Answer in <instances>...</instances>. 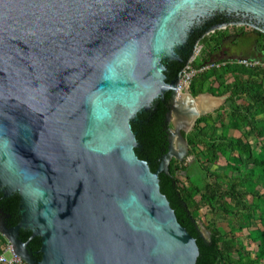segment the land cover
I'll return each instance as SVG.
<instances>
[{"label":"water","instance_id":"95a60500","mask_svg":"<svg viewBox=\"0 0 264 264\" xmlns=\"http://www.w3.org/2000/svg\"><path fill=\"white\" fill-rule=\"evenodd\" d=\"M216 12L242 20L196 44L228 25L264 33V0H0V189L20 195L19 223L0 208V232L27 262L197 263V239L160 184L183 157L170 137L153 171L132 123L170 91L169 121L181 101L165 61L183 63L192 32ZM192 109L187 132L215 107ZM23 228L41 238L40 260Z\"/></svg>","mask_w":264,"mask_h":264},{"label":"trees","instance_id":"16d2710c","mask_svg":"<svg viewBox=\"0 0 264 264\" xmlns=\"http://www.w3.org/2000/svg\"><path fill=\"white\" fill-rule=\"evenodd\" d=\"M240 30L248 34L244 27ZM229 31L217 30L200 41L203 48L197 66L215 60L213 53ZM250 42L256 44V52L262 53L264 61V33H255ZM185 62L165 61L169 80L179 78ZM234 73L247 78L228 82L227 76ZM212 80L218 84L216 89ZM190 92L194 97L206 92L230 96L219 108L200 116L191 131L184 132L193 162L172 158L169 170L160 173L161 190L180 223L197 239L200 255L196 264H264V119H259L264 114V67H247L229 60L221 68L199 73ZM170 98L169 91L166 101L156 99L151 109L140 113L132 123L139 142L136 152L149 161L153 171L158 170L170 148ZM232 131H240L241 136ZM19 205L18 192L3 197L0 191V208L9 226L20 221ZM205 207L213 214L206 224L211 232L208 239L202 236L198 224ZM31 235L30 229L20 231L25 242ZM246 239L256 244L254 250ZM6 244L0 233V254ZM41 246L40 237L30 240L29 248L38 260L42 258Z\"/></svg>","mask_w":264,"mask_h":264},{"label":"flooded vegetation","instance_id":"af4514ba","mask_svg":"<svg viewBox=\"0 0 264 264\" xmlns=\"http://www.w3.org/2000/svg\"><path fill=\"white\" fill-rule=\"evenodd\" d=\"M239 20H242L240 16H234L232 14L225 13V12H216L212 16L206 17L197 25L195 30L192 32L189 45H187L184 50L180 51V59L183 60V62L185 60L187 61V59L189 58V56L192 54L194 50V47L196 45V42L199 36L202 33H204L207 29H209L210 27L221 24L223 22H231V21H239ZM236 27H237V30H236ZM242 27L246 29L248 34H245L244 30H240V28ZM246 27L247 26L228 25L226 28L221 29V30H230V31L224 37L222 44L217 46L216 50L213 53V58L215 60H222V59H228L241 52H243L245 55L248 53L252 54L256 52L258 48L255 43L250 42V37H252V35H255V33L256 35L259 34V32L253 28L248 30ZM249 34H252V35L249 37L248 36ZM187 56L188 58L185 59ZM178 62L182 63L180 61ZM1 216L2 214H0V217Z\"/></svg>","mask_w":264,"mask_h":264},{"label":"built area","instance_id":"2783aa9c","mask_svg":"<svg viewBox=\"0 0 264 264\" xmlns=\"http://www.w3.org/2000/svg\"><path fill=\"white\" fill-rule=\"evenodd\" d=\"M203 46L200 43H197L194 47V50L191 56L188 58L186 64L184 65L177 83V92L181 95L187 92H190V87L193 83L195 77L204 71L213 68H221L227 64L226 60H211L197 66L195 63L199 56L201 55ZM238 63L245 65L247 67H264V61L259 58H249L244 57L240 60H237ZM16 246L11 241H8L3 253L0 254V263L4 264H30L22 256H20L16 251Z\"/></svg>","mask_w":264,"mask_h":264},{"label":"rangeland","instance_id":"374dc122","mask_svg":"<svg viewBox=\"0 0 264 264\" xmlns=\"http://www.w3.org/2000/svg\"><path fill=\"white\" fill-rule=\"evenodd\" d=\"M248 30L251 28L246 27ZM252 34H249L248 36L250 37ZM254 35H252L253 37ZM250 37V38H252ZM201 96L198 97V102L200 101ZM180 101V100H179ZM196 101V102H197ZM175 109H173L171 113V117L168 121L169 127H170V137L172 139V153L173 155H180L182 156V162L184 163H192L193 162V155L189 154V146L186 145V143L180 138L178 135V130L181 129L183 132H187V130L190 128L192 124V117L189 119L182 120V117L185 116L187 108L185 107L184 104L180 103H175ZM183 108V109H182ZM222 163H225L226 161L224 159L221 160ZM201 219L198 221L200 230L202 235L208 239L210 238L211 232L207 228L206 224L210 222L213 219V214L208 211V208H203L201 210Z\"/></svg>","mask_w":264,"mask_h":264},{"label":"crops","instance_id":"0c3cea01","mask_svg":"<svg viewBox=\"0 0 264 264\" xmlns=\"http://www.w3.org/2000/svg\"><path fill=\"white\" fill-rule=\"evenodd\" d=\"M246 56L249 57V58H259V59H261L262 53H259V52H254L252 54L248 53V54H246ZM222 60L229 61L228 59H222ZM231 61H236L237 62V60H231ZM246 78H247L246 75L234 73V74H229L227 76V81L231 82V81H234V80H245ZM212 83L214 84L213 86L216 89L217 86H218L217 82H215V80H212ZM200 96H201V99L199 98L200 101L199 102L197 101V103H199L200 105H203V106H201V107H203V109H211V108H214V107H215V109H217L222 104L225 103L227 98L230 96V93H228L226 95H223V96H218V95H215L213 93L206 92L203 95L201 94V95L197 96V100H198V97H200ZM259 119H264V114L260 115ZM232 133L235 136H241V132L240 131H232ZM1 234L6 238L7 242L10 241L7 236H5L3 233H1ZM246 234H247V232H246ZM246 243L249 245V248L251 250H254L256 248V244L254 242L250 241L249 239H246ZM0 264H4V263H0Z\"/></svg>","mask_w":264,"mask_h":264},{"label":"bare ground","instance_id":"6f19581e","mask_svg":"<svg viewBox=\"0 0 264 264\" xmlns=\"http://www.w3.org/2000/svg\"><path fill=\"white\" fill-rule=\"evenodd\" d=\"M179 100H180L181 103L184 104L185 107L187 108L186 114H185V116L182 117V120H183V118H184V120H186V119H189V118H191V117L194 116V113H193L194 109H192V107L196 108V110H198V111L202 110V108H203V107H201V106H203V105H200V104L197 103V102H196L195 104H192V102H191V100H190V97H189V95H187V94H185V95L181 94ZM179 103H180V102H179ZM204 106H205V105H204ZM182 109H183V108H182Z\"/></svg>","mask_w":264,"mask_h":264}]
</instances>
